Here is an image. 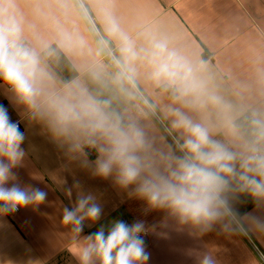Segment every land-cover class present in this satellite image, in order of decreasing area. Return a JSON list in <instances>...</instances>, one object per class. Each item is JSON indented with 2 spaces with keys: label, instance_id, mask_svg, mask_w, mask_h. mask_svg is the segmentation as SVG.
Segmentation results:
<instances>
[{
  "label": "clouds",
  "instance_id": "obj_1",
  "mask_svg": "<svg viewBox=\"0 0 264 264\" xmlns=\"http://www.w3.org/2000/svg\"><path fill=\"white\" fill-rule=\"evenodd\" d=\"M76 2L80 20L96 37L97 56L106 57L115 69L108 77L102 61H97L88 72L94 84L100 89L113 86L129 100L139 99L137 66H144L147 79L170 92L174 104L190 109L218 108L232 141L216 139L215 126L194 119L181 107L169 106L166 116L171 118V130L179 133L174 139L180 154L171 148L157 149L139 123V115L118 111L113 96L90 91L79 77L57 87L45 64L46 57L55 55L51 44L73 54L88 46L86 36L57 20L54 39L33 46L26 42L30 27L13 0H0V81L11 89L17 104L46 120L53 135L68 144L73 159L86 157V147L94 149L93 175L112 177L117 186L129 189L130 195L145 201L150 209L166 210L179 224L191 225L201 233L225 218V230L233 222L237 228L243 227L230 201L236 193H246L264 202V104L245 109L239 119L234 105L209 88L203 62H192L167 38L151 37L146 47L138 48L114 12L100 8L93 16L86 0ZM58 3L67 17L71 13L69 0ZM142 104L153 108L147 100ZM24 140L19 123L0 105V214L39 205L47 198L40 188L21 185L14 172L26 155ZM83 164L89 166V161L85 158ZM67 194L71 196V189ZM101 215L95 197L78 192L74 206L63 209L62 219L79 235L85 220L96 222ZM146 231L143 221L128 224L115 220L107 232L101 226L85 236L72 252L79 264H147L150 255L141 235ZM200 264L215 261L205 255Z\"/></svg>",
  "mask_w": 264,
  "mask_h": 264
},
{
  "label": "crops",
  "instance_id": "obj_2",
  "mask_svg": "<svg viewBox=\"0 0 264 264\" xmlns=\"http://www.w3.org/2000/svg\"><path fill=\"white\" fill-rule=\"evenodd\" d=\"M86 3L93 16L100 8L114 12L138 48L146 47L151 37L167 38L171 46L192 62H203L209 88L234 105L239 119L245 109L264 104V0H86ZM13 4L30 27L25 39L33 46L54 39L57 20L87 37L88 46L73 54H65L55 43L51 44L55 55L46 57L45 64L56 78L57 87L79 77L90 91L113 96V106L118 111L126 116L139 115L146 135L161 151L171 148L180 154L174 139L179 133L171 130V118L166 116L169 106L181 107L194 119L215 126L216 139L232 141L218 108L208 105L190 109L174 104L170 92L147 79L144 66H137L139 99L129 100L113 86L100 89L94 84L88 72L97 61H102L108 77L115 69L106 57L97 56L96 37L80 20L76 0H69L71 13L67 17L61 14L58 0H13ZM143 100L153 106L152 110L144 107ZM0 105L7 108L11 119L25 133L22 147L26 155L14 169L19 183L47 193L46 200L39 205L0 214V264H79L73 247L101 226L107 232L115 220L128 224L144 222L147 235L143 239L150 255L147 264H200L205 255H210L215 264H264L261 226L264 202H257L246 193H236L230 204L243 227L237 228L233 222L225 230L223 224L228 223L225 218L201 233L191 225L179 224L166 210L150 209L145 201L130 195L129 189L117 186L112 177L93 175L91 162L96 159V151L86 147V157L73 159L68 144L53 135L46 120L32 116L17 104L11 89L2 81ZM85 158L89 166H84ZM77 183L79 188L75 187ZM69 189L71 196L67 194ZM78 192L93 195L102 215L96 222L85 220L83 231L76 235L62 217L65 207L74 206Z\"/></svg>",
  "mask_w": 264,
  "mask_h": 264
},
{
  "label": "built area",
  "instance_id": "obj_3",
  "mask_svg": "<svg viewBox=\"0 0 264 264\" xmlns=\"http://www.w3.org/2000/svg\"><path fill=\"white\" fill-rule=\"evenodd\" d=\"M20 125V124H19ZM20 128H21V125H20ZM143 236V238L147 235V233H142L141 234Z\"/></svg>",
  "mask_w": 264,
  "mask_h": 264
}]
</instances>
